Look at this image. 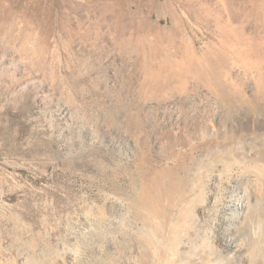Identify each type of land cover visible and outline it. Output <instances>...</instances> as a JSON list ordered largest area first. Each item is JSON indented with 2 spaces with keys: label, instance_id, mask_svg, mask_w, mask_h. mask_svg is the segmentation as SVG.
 <instances>
[{
  "label": "rangeland",
  "instance_id": "rangeland-1",
  "mask_svg": "<svg viewBox=\"0 0 264 264\" xmlns=\"http://www.w3.org/2000/svg\"><path fill=\"white\" fill-rule=\"evenodd\" d=\"M256 153L264 0H0V264H264Z\"/></svg>",
  "mask_w": 264,
  "mask_h": 264
},
{
  "label": "bare ground",
  "instance_id": "bare-ground-1",
  "mask_svg": "<svg viewBox=\"0 0 264 264\" xmlns=\"http://www.w3.org/2000/svg\"><path fill=\"white\" fill-rule=\"evenodd\" d=\"M242 161H243V163L244 162L245 163H248V165L250 166V168L252 167L251 168V172H254L257 175L258 180L260 181V184L262 185V189L264 191V176L261 175V174L264 173V153H258V154L256 153V154H253V155H251L249 157L242 158ZM253 199H255L254 202H252ZM253 199H251V198L248 197V199L246 200L245 204H248L250 202H252V203L259 202L257 200V198H253ZM261 201H262L261 204H257L256 207H258L261 211H264V200H261ZM262 234L264 236V232H262ZM254 248H255V246L253 244H250V243L247 246V250H248L247 251V255H248L249 260L252 263L254 262V259L256 258L254 256Z\"/></svg>",
  "mask_w": 264,
  "mask_h": 264
}]
</instances>
